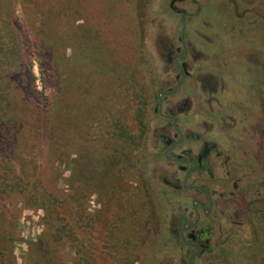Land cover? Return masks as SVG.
Instances as JSON below:
<instances>
[{
  "label": "rangeland",
  "instance_id": "1",
  "mask_svg": "<svg viewBox=\"0 0 264 264\" xmlns=\"http://www.w3.org/2000/svg\"><path fill=\"white\" fill-rule=\"evenodd\" d=\"M169 1L0 0V264H177L162 237L171 194L143 159L141 126L144 66L157 62L158 35L178 27ZM230 4H204L214 35L188 34L203 77L226 74L230 21L248 18L264 35V0ZM244 51L238 44L237 55ZM217 85L228 105L236 87L226 77ZM230 123L214 131L228 153L249 156L235 162L248 183L231 210L239 223L232 257H248L256 231L264 236V138L251 140L243 127L231 133Z\"/></svg>",
  "mask_w": 264,
  "mask_h": 264
},
{
  "label": "flooded vegetation",
  "instance_id": "2",
  "mask_svg": "<svg viewBox=\"0 0 264 264\" xmlns=\"http://www.w3.org/2000/svg\"><path fill=\"white\" fill-rule=\"evenodd\" d=\"M209 1L168 2L169 11L178 16V27L174 32L158 35L157 62L145 64L143 70L148 84L141 104L142 148L146 153L143 159L154 164L151 171L161 181L164 191L171 194L164 201L167 210L162 217V237L165 249H172V257H178L177 264H236L235 261L264 264V236L257 231L254 242L249 241L245 247L249 256L232 257V245L236 241L233 228L239 223L234 221L231 210L236 191L240 189L244 196L248 183L247 175L242 177L238 173L235 162L249 156L228 153L229 149L224 147L227 139L222 132L214 131L215 123L228 117L229 132L243 127L244 133L253 132L251 140L263 143L260 137L264 138L261 89L264 55L260 50H264V35L249 30L246 14H237V20L240 16L245 19L227 24L228 31L233 32L220 56L226 74L223 71L203 77L194 69L202 52L196 45L192 46L188 34L200 36L203 30L216 33L211 22L202 21L204 4ZM229 2L235 6L237 0ZM249 10L254 11L247 7L244 11ZM210 35L207 43L215 59L218 46L215 36ZM238 44L245 50L240 57L235 52ZM217 65L221 67L220 63ZM221 76L236 87L228 94L229 104L225 106L218 97L217 83L223 80ZM200 89L204 100L199 96ZM234 113L241 116L235 118ZM248 160L251 165L255 163ZM231 161L233 165H229Z\"/></svg>",
  "mask_w": 264,
  "mask_h": 264
},
{
  "label": "trees",
  "instance_id": "3",
  "mask_svg": "<svg viewBox=\"0 0 264 264\" xmlns=\"http://www.w3.org/2000/svg\"><path fill=\"white\" fill-rule=\"evenodd\" d=\"M130 138H132L131 136H130ZM99 161V160H98Z\"/></svg>",
  "mask_w": 264,
  "mask_h": 264
}]
</instances>
